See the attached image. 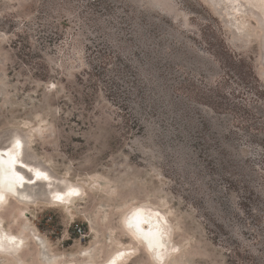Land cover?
Wrapping results in <instances>:
<instances>
[{
    "label": "rangeland",
    "instance_id": "1",
    "mask_svg": "<svg viewBox=\"0 0 264 264\" xmlns=\"http://www.w3.org/2000/svg\"><path fill=\"white\" fill-rule=\"evenodd\" d=\"M13 132L82 196L9 200L24 242L0 264H154L122 226L143 205L165 264H264V0H0V146Z\"/></svg>",
    "mask_w": 264,
    "mask_h": 264
},
{
    "label": "bare ground",
    "instance_id": "2",
    "mask_svg": "<svg viewBox=\"0 0 264 264\" xmlns=\"http://www.w3.org/2000/svg\"><path fill=\"white\" fill-rule=\"evenodd\" d=\"M17 134L13 132L8 141L9 143H7L8 145L0 146V210L7 204L8 197H12L17 202L29 204L32 201V195H34L32 194L34 193L33 189L32 193L30 189L32 186L35 189L36 185L46 189L49 203H52V205L58 204L57 207L59 205L68 207L74 201V198L82 196L79 193L82 189L75 187L74 183L72 185L67 183V181H59L57 180L58 177L56 179V176L52 175L49 170L42 168L43 166L39 167L40 164L36 165V163L27 162L24 150H27L25 145L28 141H24L25 138H21ZM56 183H59L61 188H55L53 185ZM9 187L12 192H6ZM38 188L40 190V187ZM40 193L43 194L41 190ZM36 196L38 197L39 195ZM147 206H136L128 210L122 217V226L128 236L143 247L151 260L156 264H165L166 260L174 253H177L178 250L170 244L171 229L166 215L158 211L157 208L154 209ZM23 242L22 236L7 232L0 223L1 254L16 256L22 249ZM128 253H131V251L123 250L113 253L114 255L109 257L103 264H120L126 259ZM17 264L22 263L17 261Z\"/></svg>",
    "mask_w": 264,
    "mask_h": 264
},
{
    "label": "water",
    "instance_id": "3",
    "mask_svg": "<svg viewBox=\"0 0 264 264\" xmlns=\"http://www.w3.org/2000/svg\"><path fill=\"white\" fill-rule=\"evenodd\" d=\"M10 137H11V135H9ZM9 143V142H8ZM25 144V143H24ZM8 145V144H7ZM26 146V145H25ZM24 154H25V150H24ZM26 159V158H25ZM55 188H61V186L59 185V183H56V184H54L53 185ZM36 187H40V188H42V190H43V194H47V191H46V189H44V187H42V186H40V185H36ZM11 189H10V187H9V189L6 191V192H12V191H10ZM34 195L36 196V195H38V191H36V193H34Z\"/></svg>",
    "mask_w": 264,
    "mask_h": 264
},
{
    "label": "trees",
    "instance_id": "4",
    "mask_svg": "<svg viewBox=\"0 0 264 264\" xmlns=\"http://www.w3.org/2000/svg\"><path fill=\"white\" fill-rule=\"evenodd\" d=\"M227 53L229 54V57L231 58V59H235V56H236V54L234 53V52H232V51H230V52H228V50H227ZM239 57V56H238ZM240 58V57H239ZM239 58H237L238 60H236L237 62H240L241 60L239 59ZM235 61V60H234ZM258 82V81H257ZM255 92H258V91H255ZM254 92V93H255ZM253 96H257V94L255 93V94H252Z\"/></svg>",
    "mask_w": 264,
    "mask_h": 264
},
{
    "label": "flooded vegetation",
    "instance_id": "5",
    "mask_svg": "<svg viewBox=\"0 0 264 264\" xmlns=\"http://www.w3.org/2000/svg\"><path fill=\"white\" fill-rule=\"evenodd\" d=\"M9 200H14V201H16V200H15V199H13L12 197H8V201H9ZM8 201H7V204H8ZM7 204H6V205H7ZM6 205H5L4 207H2V209H3V208H5V207H6ZM0 211H1V210H0Z\"/></svg>",
    "mask_w": 264,
    "mask_h": 264
}]
</instances>
